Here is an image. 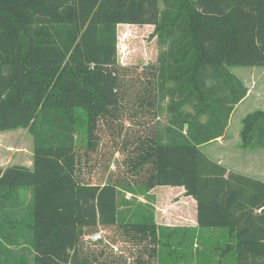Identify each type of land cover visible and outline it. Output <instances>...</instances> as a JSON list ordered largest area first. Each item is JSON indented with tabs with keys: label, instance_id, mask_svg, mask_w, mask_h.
I'll list each match as a JSON object with an SVG mask.
<instances>
[{
	"label": "trees",
	"instance_id": "1",
	"mask_svg": "<svg viewBox=\"0 0 264 264\" xmlns=\"http://www.w3.org/2000/svg\"><path fill=\"white\" fill-rule=\"evenodd\" d=\"M118 25L164 49L120 64ZM232 68H264V0H0V133L33 141L30 168L0 169V258L156 264L152 191L182 187L236 264H264V182L204 152L247 95ZM240 124L241 147L264 148V110Z\"/></svg>",
	"mask_w": 264,
	"mask_h": 264
},
{
	"label": "crops",
	"instance_id": "2",
	"mask_svg": "<svg viewBox=\"0 0 264 264\" xmlns=\"http://www.w3.org/2000/svg\"><path fill=\"white\" fill-rule=\"evenodd\" d=\"M156 48L154 57L150 59L152 62L156 59L157 53L164 49V47H157V43ZM248 95L247 91L245 98L232 111L224 135L205 145L204 152L212 160H216L218 164L227 168L229 172L251 176L264 182V169H252L250 172L251 169L245 168L246 166L242 169L240 164L253 158L264 161V148H242L240 137H238L241 126L235 132L236 136L234 135L233 140L229 131L233 112L246 101ZM164 192L174 194L169 198L162 195ZM152 194L157 236L163 244L159 251L157 249L156 264H236L235 250L227 248V245L231 243H228L230 239L227 238L226 230L199 229L196 224L195 202L184 195L182 187H157ZM137 199L145 203L144 198ZM212 235L217 240L216 247L211 246L213 244L209 241Z\"/></svg>",
	"mask_w": 264,
	"mask_h": 264
},
{
	"label": "rangeland",
	"instance_id": "3",
	"mask_svg": "<svg viewBox=\"0 0 264 264\" xmlns=\"http://www.w3.org/2000/svg\"><path fill=\"white\" fill-rule=\"evenodd\" d=\"M117 31L119 37L118 57L120 64L126 66H144L145 64L152 62L150 61V59L154 57L155 50L157 49L155 38L152 37V26L118 25ZM231 71L243 81L249 92L246 101L243 104L239 105L231 116V127L229 131L233 136H231L233 140L234 135L236 136L235 132H237V130L241 126L240 121L246 114L254 112L256 110H264V68H232ZM167 117V114L164 113L159 117V120L163 122ZM81 137V134H76L77 140H80ZM32 146V138L24 129H17L0 133V169L4 170L6 167L12 165H23L28 167L31 166ZM212 149L214 150V148ZM206 151L208 152V150ZM115 156L116 160L120 159V156L118 154H115ZM244 163H240L242 164V169L246 166L245 168L251 169L249 170L250 172H252V169H264V161L261 159H248V162ZM17 192L20 199L22 198L25 201V196L28 199V192L26 188H20ZM173 194L174 193L168 192L162 193L163 196H168L169 198L173 196ZM137 200L141 201L140 199ZM101 234L104 233L101 232ZM28 236L29 233L27 230H25V238L23 239L25 244L23 248L25 249L29 248V240H27ZM91 237L89 239L94 241L93 239H91ZM209 241L211 242V244H213L211 246L216 247L217 240H215L213 235L211 236ZM124 247L125 246H122L118 249L117 243H115L113 250L114 252L128 258L127 260H133L131 258V255L127 252L126 249H124ZM0 259L5 260L2 261L3 264H8L10 260L9 258L6 259L5 256H2Z\"/></svg>",
	"mask_w": 264,
	"mask_h": 264
},
{
	"label": "built area",
	"instance_id": "4",
	"mask_svg": "<svg viewBox=\"0 0 264 264\" xmlns=\"http://www.w3.org/2000/svg\"><path fill=\"white\" fill-rule=\"evenodd\" d=\"M93 237H91V239L93 240H97L100 238V235L99 234H95V235H92Z\"/></svg>",
	"mask_w": 264,
	"mask_h": 264
}]
</instances>
